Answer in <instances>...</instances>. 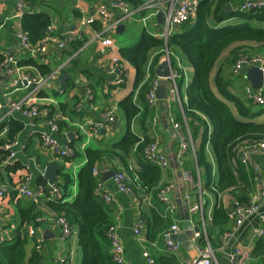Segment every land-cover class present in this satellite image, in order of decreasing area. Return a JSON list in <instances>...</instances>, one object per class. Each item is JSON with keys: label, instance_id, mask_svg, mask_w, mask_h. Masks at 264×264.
I'll use <instances>...</instances> for the list:
<instances>
[{"label": "crops", "instance_id": "crops-1", "mask_svg": "<svg viewBox=\"0 0 264 264\" xmlns=\"http://www.w3.org/2000/svg\"><path fill=\"white\" fill-rule=\"evenodd\" d=\"M29 13H45L54 23V36L58 41L63 43V47L53 44L49 47L48 52L42 57L32 58L37 64L43 65L50 70L48 74L41 73L37 67L32 65H22L30 73L39 74L48 77L53 73L50 79V89H41L35 100L39 108L45 112L46 118L54 121H63L65 129L50 133V129L46 124L45 118H36L28 120L18 114L15 117L23 123L22 130L17 134V145L13 147L15 152L14 166L15 169L10 171L8 175L0 176V184H4L6 190L4 195L0 197V215L2 216L0 224V248L4 245H10L15 242L17 237H24L25 264H57V256H61L65 260V264H80L81 251L77 241V228L71 226L70 235L61 241L59 238L60 229L55 224V213L50 211L45 205L38 204L39 214L35 219L25 220L22 214L26 213L33 201L29 198L18 197L15 189L7 179L11 178L12 184H17L22 180H27L32 191L42 190L43 183L40 181L44 178V168L51 163H57L59 168L62 160L51 154L49 150L42 145L40 140L42 134H48L57 139L62 145L68 144L73 140L76 150H82L85 147H102L108 143L121 138L124 133V120L121 121V114L118 111V102L132 90L134 80V67L125 61L124 83L119 85H111L114 75L109 72L111 67V56L119 57L120 47H130L135 45L143 33L149 34L148 26L152 30L162 29L163 13L160 9H156L155 5L162 0H154L148 8H141L132 12L127 21L119 23L124 25V29L119 33L114 30L104 31L103 26L95 29L94 22L81 26V19L92 15L99 7H104L114 16L118 13L113 11L108 1L105 0H24ZM243 0H236L231 5L232 11L237 10V6ZM149 0H142V7ZM154 3V4H153ZM14 9V0H0V55L3 57L7 53H11L16 48L15 27L10 16ZM132 11V10H131ZM137 14L136 22L131 26H127L129 20ZM154 14L153 18L150 17ZM161 14V20L157 18ZM152 18V20H150ZM99 23L102 22L97 19ZM236 18H229L224 22L236 23ZM179 28V27H178ZM178 28L176 30H178ZM139 35V36H138ZM150 35V34H149ZM107 36L113 42V49L106 54L100 47L99 38ZM138 36L136 42L132 43L134 37ZM251 48L253 53L264 55V47ZM156 52H152L145 64L146 77H149L151 71L156 77L155 68L158 63L166 56L159 57L155 65L153 58ZM175 53V52H173ZM252 53V52H251ZM172 54V53H171ZM170 54V55H171ZM173 55V54H172ZM173 57V58H172ZM171 68L175 73V83L178 88V98L175 100H167L166 106L163 101L158 99L155 105L150 106L146 100V93L140 94L139 89L133 91V101L140 107V113L132 120L131 131L139 137L148 136L150 139L157 140L160 150L167 156L169 160V168L161 170V177L157 184L151 189H144L136 186L131 188L130 193L120 192L111 178L103 181L102 175L109 170L121 169L116 161L104 160L96 167L99 171V181L102 184V190L110 193L114 201L105 203L112 218V224L117 234L124 244L125 264H144L145 260L142 256L143 252H148L153 258L158 255L171 254L166 247L165 240L161 236V232L165 229L160 227L148 230L147 218L151 219L154 215H159L166 220L168 227L176 223L181 228V223L187 215L188 223L191 227L197 226L200 229V235L213 233L211 243L206 241L213 250L217 264H230L229 256L233 249L237 246L242 247L249 252L258 240L255 235V229L260 225L259 215L264 214V156L246 154L243 156V149L240 151V160L246 172L250 191L249 196H255L258 204V212L247 215L241 225L233 233V235L224 238L223 233L231 228L233 219L229 218L228 224L222 232L212 230L211 218L217 197L214 192L206 187V177L199 171L196 164V150L200 145V139L192 140L188 152L183 154L181 159L176 158L177 168L173 167L171 158L177 156L179 149V141L177 132L173 128L174 123H179L182 129H189L186 117L184 115L183 104L186 103L185 89L193 76V68L187 61L185 56H180L177 51L174 56L168 57ZM20 65V64H19ZM151 69V70H150ZM62 73H67L68 77L63 85H59ZM226 79L229 82L230 91L237 95L243 96V87L250 85L245 78L244 71L238 73L226 71ZM179 79V87L177 80ZM172 83L168 80V86ZM251 86V85H250ZM181 88V89H180ZM27 91L24 84L12 85L9 79L0 76V100L3 96H9L13 100L22 98ZM168 88L165 90L167 96ZM42 94V95H40ZM252 104V102H250ZM66 104V105H65ZM65 105V106H64ZM255 110L259 108L252 104ZM114 107L116 112V124L112 131L103 127H97V124L103 123V111ZM123 119V117H122ZM264 120V114L259 118ZM87 121H91L94 125H85ZM80 126H83L82 128ZM97 127V128H96ZM173 129V132H170ZM190 131V129H189ZM70 134V136H67ZM196 140V141H195ZM205 152L208 160L213 166V177L217 181L218 172L216 169L214 155L206 145ZM186 156L184 159L183 157ZM145 160V159H143ZM130 168H139V162L135 155H131L128 159ZM75 167L79 168L85 162L84 154L80 160L75 161ZM74 160L69 161V168L72 167ZM65 167V166H64ZM66 168V167H65ZM68 169V168H66ZM185 169L199 175L198 187L191 192V200L188 204L187 213L182 206L178 205L174 197V189L178 186V173ZM57 181H60V175L57 174ZM204 181V186L202 182ZM8 184V186H7ZM173 184L174 188L169 194L170 201L175 206L162 202L158 198V192L166 186ZM184 184V183H183ZM46 185L48 183L46 182ZM74 186V185H73ZM71 187L72 194H75L77 187ZM184 190V187H183ZM180 199L183 201L182 194ZM222 199V203L227 210L231 211L232 195L224 193L218 195ZM45 196L42 194L41 196ZM205 200V202H204ZM203 202L200 211L192 212L189 210L191 202ZM103 202V200H102ZM141 215L146 223L144 229L139 236L133 234L132 228L136 218ZM31 216V214H30ZM151 222V220H150ZM182 231V230H181ZM46 232V233H45ZM199 239V238H198ZM198 239L193 242L192 247L180 249L175 253L178 264L185 262L197 256ZM207 239V238H206ZM40 249L37 251V258L31 261V257L36 251V246ZM181 246V245H180ZM0 264H6L0 253ZM247 264H264V258L252 259Z\"/></svg>", "mask_w": 264, "mask_h": 264}, {"label": "trees", "instance_id": "trees-1", "mask_svg": "<svg viewBox=\"0 0 264 264\" xmlns=\"http://www.w3.org/2000/svg\"><path fill=\"white\" fill-rule=\"evenodd\" d=\"M129 9H137L142 0H125ZM236 0H199L194 21L186 22L168 38L166 43L161 39L143 33L140 40L130 47H120L119 57L134 67L135 75L132 90L118 102V111L124 120V133L118 140L102 147H85L83 154L85 162L76 174L67 171L62 165L57 174L60 181L55 186L60 191L59 197H49V188L43 178L44 198L33 202L26 213L22 214L25 220H32L38 216V204H43L53 213L63 216L70 226L77 228V241L81 251L80 264H115L111 259L110 245L106 236L107 228L112 224V218L107 206L95 193L97 183L92 169L104 160L116 161L129 177V188L136 186L144 189L153 188L161 177V169L148 162L143 157L144 148L153 140L148 136L139 137L131 131L132 120L141 109L133 101V91L139 89L140 94L149 90L155 78L151 71L146 77L145 64L152 52L155 53L152 65H155L166 48L171 54L180 52L193 68V76L185 89L186 103L183 104L184 115L192 136L200 139L196 150V164L205 177L206 187L214 192L217 202L211 218L212 230L222 232L228 224L229 218L220 194L229 193L232 201L246 203L250 191L246 172L240 160V151L255 142L264 141V106L254 109L242 96L233 94L229 89L226 71L232 72V66L238 56L253 53V46L264 47V8L240 12L233 10L225 12V6ZM229 18H236V23L224 22ZM50 18L45 13L24 14L22 26L28 32L30 43L35 44L43 36ZM95 29L102 27L94 21ZM3 56L0 55V62ZM21 65H32L43 74L50 70L37 64L32 58H23L18 61ZM151 70V69H150ZM42 95V94H40ZM66 105V104H65ZM64 105V106H65ZM58 131L65 129L63 121L56 122ZM6 126V135L0 139V176L8 175L15 169L14 163L4 166L1 160L6 157L7 150L1 145L16 139L22 130L23 123L15 117H8L0 124V129ZM72 148V154L66 158L71 161L78 154L73 140L67 144ZM209 146L214 155L217 181L213 177V166L208 160L205 147ZM135 155L139 168H130L128 159ZM145 159V160H143ZM116 170V166L113 167ZM194 176V171L191 172ZM77 183V191L72 194L71 187ZM21 182V181H20ZM7 183L13 188L17 184ZM8 186V184H7ZM31 214V216H30ZM151 220V222H150ZM148 230L160 227L168 228L169 223L158 214L151 219L147 218ZM213 233L207 232L206 238L200 235L199 247H204L206 241L211 243ZM25 238L17 237L15 242L4 245L0 253L6 264H25ZM252 259L264 258V236L259 237L250 251ZM37 258V250L30 258ZM153 264H178L175 254L158 255L153 258Z\"/></svg>", "mask_w": 264, "mask_h": 264}, {"label": "built area", "instance_id": "built-area-1", "mask_svg": "<svg viewBox=\"0 0 264 264\" xmlns=\"http://www.w3.org/2000/svg\"><path fill=\"white\" fill-rule=\"evenodd\" d=\"M108 1L110 7L113 11L118 14L114 16L112 12L104 7H99L95 12L89 17L81 19L80 25H86L87 23L94 22L100 19L104 31L114 30L119 23L127 21L132 12H135L141 8H148L144 6H151V1L145 3L142 7L130 10L125 0H105ZM199 0H162L158 2L156 9H160L163 13V26L162 29L154 30L149 32L153 37L161 39L164 43L168 38L174 33V31L186 22L194 21L196 18L197 3ZM264 8V0H243L237 6V10L240 12L251 11L254 9ZM27 5L24 0H14V9L10 16L15 27L16 36V48L11 53L5 54L3 60L0 62V76L4 79H9L12 85L24 84L27 91L25 95L18 99L13 100L9 96H3L0 100V124L4 122L8 117L13 114H18L21 117L33 120L36 118H45L46 124L50 129V133L58 131L57 124L46 118L45 112H43L39 106L36 104L35 100L41 89H50L49 82L53 77V73L48 77L41 76L39 74L30 73L25 67L19 65L18 61L23 58H34L42 57L47 52L51 45L57 44L59 47H63V43L58 41L54 36L55 25L52 21L46 26L43 36L35 44L30 43L28 32L22 26V19L24 14H26ZM154 14L150 17L153 18ZM152 18L150 20H152ZM100 47L108 54L114 47L112 40L107 37L99 38ZM169 54L168 50L165 48L163 52ZM110 69L109 72L114 75V79L110 82L111 85H119L124 83V76H126L124 65L125 61L120 60L116 56H111L110 58ZM257 66L264 73V55L249 53L242 54L238 56L232 66V72L238 73L243 69ZM159 78L155 77L146 93V100L150 106L155 105L158 102V98L155 95L156 88L159 84ZM248 102H252L256 106H264V77L262 79V84L258 89H253L250 85H245L243 87V96ZM178 98V88L175 81H172L170 86H168V93L166 96L167 100H175ZM103 123L102 125L97 124V127H103L106 130L112 131L116 124V112L115 108L111 107L103 111ZM94 125L91 121H87L85 125ZM81 128L83 126H80ZM96 127V128H97ZM173 128L177 132L179 149L177 152V161L181 159L183 154L188 152L190 145L193 144L192 136L189 129H182L179 123H174ZM7 127L3 126L0 129V139L6 135ZM42 145L46 147L51 154H54L57 158L61 159L64 166L69 168V161L66 158L72 154V148L67 144L62 145L48 134H42L40 138ZM17 145V141L13 140L11 142H6L1 145L3 150H7V155L1 160V165L7 166L14 163L15 152L13 147ZM243 156L246 154L252 155H263L264 156V141L255 142L251 145L243 148ZM143 157L150 163L156 165L161 170L169 168V160L167 156L160 150L159 143L157 140H152L143 150ZM179 162V161H178ZM242 163L245 162L244 159L241 160ZM113 175L111 176L112 181L116 185L120 192L130 193L131 188H129L128 183L130 182L128 175L125 171L121 169L113 170ZM92 173L97 178V183L95 187V193L97 196L103 200V202L111 203L114 201L113 196L102 190V184L99 181V171L97 167L92 169ZM181 177L184 183V190L182 198L184 202L191 200V192L199 184V175H193L190 171L182 169L180 170ZM55 184V183H54ZM47 185L49 188V197H59L60 191L54 185ZM174 188L173 184L162 188L158 192V198L171 206H175L173 201H170L169 194ZM15 194L18 197L29 198L33 202H39L42 199V190L32 191L28 185L27 180H22L15 186ZM6 187L4 184H0V197L4 195ZM44 195V194H43ZM45 196V195H44ZM202 209V202H191L189 210L192 212L200 211ZM258 204L255 196H249L246 203H238L237 201H232L231 211L228 213V217L233 219V224L231 228L223 233V237L227 238L237 230L241 225L244 218L253 213L258 212ZM2 216L0 215V224ZM55 224L60 229L59 238L64 241L71 233V226L67 220L61 216L55 214L54 216ZM260 225L255 229V235L259 237L264 236V214L259 215ZM146 226L144 218L139 215L133 225L132 231L135 236H139ZM181 232V228L178 224L173 223L168 228L161 232L162 238L165 240L166 247L172 254H175L180 249V243L173 239V236L178 235ZM106 236L110 245L111 259L115 264H125V254H124V244L122 239L117 234L114 225H110L107 228ZM200 236L199 232H194L192 236V241L195 242ZM40 246H36L38 251ZM142 256L145 260L144 264H153L154 259L148 252H143ZM250 260V252L242 247H235L229 256L230 264H247ZM57 264H65V260L60 255L56 259ZM185 264H217L215 257L213 255V250L207 244L206 247L198 248L197 256L188 259Z\"/></svg>", "mask_w": 264, "mask_h": 264}, {"label": "water", "instance_id": "water-1", "mask_svg": "<svg viewBox=\"0 0 264 264\" xmlns=\"http://www.w3.org/2000/svg\"><path fill=\"white\" fill-rule=\"evenodd\" d=\"M225 12H231L232 8L230 4H227L224 8ZM159 21L161 20V14L157 17ZM124 29V25L120 24L116 27L117 32H121ZM245 78L251 85L253 89H258L262 84V79L264 77V73L260 68L257 66H250L245 69H243ZM156 77H158L159 84L156 88L155 95L156 97L163 101L164 106H166V94L165 90L168 88V80L175 81V73L176 71L171 68L170 61L168 59V56H166L163 60H161L158 65L155 68ZM68 74L62 73V76L59 80V85L62 86L64 81L67 79ZM170 132H173V129H170ZM67 136H70L68 134ZM171 162L173 167L177 168L176 163V156L173 155L171 158ZM59 166L57 163H51L48 164L43 171V177L46 179L47 183L49 185L54 184L57 181V172H58ZM113 170L107 171L105 174L102 175V180L105 181L113 175ZM184 184L183 179L181 177L180 172L178 173V186L174 189V197L176 198V202L178 205L182 206L186 210L185 213H187L188 210V204L180 199V193L183 190ZM181 232L173 236V239L180 243L181 247L184 249H188L192 247V242L190 241V238L193 236L194 232H200V229L195 226L191 227V225L188 223V217L185 215L182 223H181ZM46 233V232H45Z\"/></svg>", "mask_w": 264, "mask_h": 264}, {"label": "rangeland", "instance_id": "rangeland-1", "mask_svg": "<svg viewBox=\"0 0 264 264\" xmlns=\"http://www.w3.org/2000/svg\"><path fill=\"white\" fill-rule=\"evenodd\" d=\"M136 18H137V14H135V15L129 20V22L127 23V26H131L134 22H136V21H135ZM147 31H148V32H153L154 30L150 29L149 26H148ZM138 36H139V35H138ZM138 36L134 37L132 43H134V42L137 41ZM172 54H173V55H172ZM172 54L170 55V53L168 54V53H166V51H165V52H163V55H162V56H168V57H170V56H174V55H175V53H172ZM176 54H177V53H176ZM180 56H184V55H182V54L180 53ZM172 58H173V57H172ZM177 82H178V84H179V79L177 80ZM181 86H182V84H179V87H181ZM180 89H181V88H180ZM121 121L123 122L122 117H121ZM195 141H196V140H195ZM82 156H83V152H82V150H79V151H78V154L73 158L74 163H73L72 167H71V168H68L67 171H71L73 174H76L77 171H78V168L75 167V164H76L75 161L80 160V159L82 158ZM183 158L185 159L186 156H184ZM202 186H204V181L202 182ZM73 187H74V188L77 187V183H76V181L74 182V186H73ZM204 202H205V200H204ZM202 203H203V202H202Z\"/></svg>", "mask_w": 264, "mask_h": 264}]
</instances>
